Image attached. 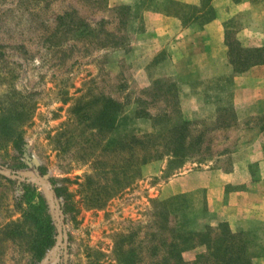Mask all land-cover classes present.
I'll return each instance as SVG.
<instances>
[{
	"label": "rangeland",
	"instance_id": "rangeland-1",
	"mask_svg": "<svg viewBox=\"0 0 264 264\" xmlns=\"http://www.w3.org/2000/svg\"><path fill=\"white\" fill-rule=\"evenodd\" d=\"M169 1L0 0V171L16 176L0 173V264H164L167 227L220 225L264 264L259 214L232 228L226 212L264 193V82L235 73L225 42L264 48V0H213L206 28ZM184 124L199 145L170 170L151 147ZM52 182L69 195L54 206ZM179 195L187 207L158 218L154 201Z\"/></svg>",
	"mask_w": 264,
	"mask_h": 264
},
{
	"label": "trees",
	"instance_id": "trees-1",
	"mask_svg": "<svg viewBox=\"0 0 264 264\" xmlns=\"http://www.w3.org/2000/svg\"><path fill=\"white\" fill-rule=\"evenodd\" d=\"M168 4L172 7L173 11L176 12L175 15L171 14V12L168 14L181 19L183 25L187 27L192 24H198L200 27H204L217 18L213 0H200L199 5H190L170 0ZM225 42L229 49L231 65L236 74L245 73L253 67L264 65L263 47H244L238 39L232 38L229 32L226 34ZM186 131L187 128L185 124L182 126H175L170 130L171 134L165 147L166 151L163 152V155H159L158 145L154 143L151 147V149L155 151L153 159H160L162 156L168 157V168L170 170L183 167L191 158L192 150L199 145L198 143H187L186 140L188 136L184 134ZM157 138L158 135L149 136V140L146 143L142 140L137 141V146L141 148L144 146L145 149H149L147 143ZM24 145V140L22 137H19V142L16 144L17 150L22 157L29 161L31 170L39 175L40 168L32 163L30 157L26 153ZM143 162L146 163L147 158H144ZM49 187L51 191H54L56 196H64L68 199V193L58 187L54 182H52ZM154 207L158 212V218L168 222L170 215H172L174 211L183 210L187 206L184 196L179 195L166 201H154ZM167 229L171 237L170 241L164 242L166 247L164 264H253L254 256L249 253L247 241H245L240 234H233L227 225H220L219 232L217 233H214L212 230L195 232L184 231L182 228L174 229L167 227ZM199 247H202L204 250L196 256L195 261L186 262L183 258V254L186 251L194 250ZM138 262L140 263V259Z\"/></svg>",
	"mask_w": 264,
	"mask_h": 264
},
{
	"label": "crops",
	"instance_id": "crops-1",
	"mask_svg": "<svg viewBox=\"0 0 264 264\" xmlns=\"http://www.w3.org/2000/svg\"><path fill=\"white\" fill-rule=\"evenodd\" d=\"M175 1L184 2V0H175ZM194 2L197 3L198 0H195ZM212 23H213V25L217 24L214 21ZM206 26H205V28H206ZM211 26H212V24H211ZM261 42H262L261 44H263L264 41H261ZM218 45L220 46L221 44L218 43ZM247 72H248L247 74L249 77H254V78H257V80L264 82V65L253 67ZM244 174L248 178V174H246V173H244ZM221 175L224 177H225V175H227L226 177L229 179H236L237 178V176L232 172L229 173V172L224 171V172H222ZM260 183L264 184L263 177H262ZM224 184H226V183H224ZM222 185H219L218 188H216V191H218L220 189V186H222ZM229 195H231V194H229ZM243 195L245 197L243 198V202L239 206H235L238 204L230 203L229 205H234V206H231L229 208V205H228V209L226 212L227 213L229 212L230 218L227 219V217H226V219L229 221V224L232 228H233V225H235V224L237 225L238 219L244 220V219L255 218V217H253V215L256 216V214H259L258 218H260V220L264 221V193L263 192L255 193L254 195H251V198L249 196H247V194H243ZM258 197H259V201L255 200V198H258ZM246 213H247V215H246ZM244 229H245V227H244Z\"/></svg>",
	"mask_w": 264,
	"mask_h": 264
},
{
	"label": "water",
	"instance_id": "water-1",
	"mask_svg": "<svg viewBox=\"0 0 264 264\" xmlns=\"http://www.w3.org/2000/svg\"><path fill=\"white\" fill-rule=\"evenodd\" d=\"M0 173L3 174V175H6L8 177H16V176L10 175L9 173L4 172V171H0ZM17 178H19V177H17ZM40 183H42V182H40ZM43 184L46 185V186H48L47 183H43ZM50 196H51V203L54 206L55 205V198H54V195H53L52 191H51ZM55 215H56V219H57V222H58V229H59V231L61 233L60 214H59V211L58 210L55 211Z\"/></svg>",
	"mask_w": 264,
	"mask_h": 264
}]
</instances>
